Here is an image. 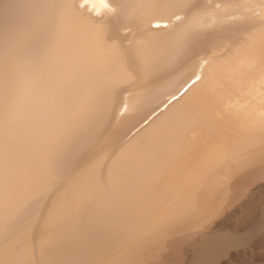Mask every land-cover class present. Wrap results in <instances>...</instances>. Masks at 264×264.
<instances>
[{"label":"bare ground","instance_id":"1","mask_svg":"<svg viewBox=\"0 0 264 264\" xmlns=\"http://www.w3.org/2000/svg\"><path fill=\"white\" fill-rule=\"evenodd\" d=\"M189 2L0 0V264H264V28L129 138L189 66L195 15L152 26Z\"/></svg>","mask_w":264,"mask_h":264},{"label":"rangeland","instance_id":"2","mask_svg":"<svg viewBox=\"0 0 264 264\" xmlns=\"http://www.w3.org/2000/svg\"><path fill=\"white\" fill-rule=\"evenodd\" d=\"M191 2H189V5H188V8L190 9H185V11L183 10V12H177L178 10H176L175 12V14H174V17L171 15V17H170V19L168 20L169 22H162V23H160V22H157V24L156 23H153L152 24V26L154 27V28H157V29H161V28H163L164 30H163V33L164 34H162V35H165V33H166V36H171V35H173L175 32H177V30H178V28L180 27H182L181 28V30H178V31H182V29H183V31L185 32H188L190 29V26H192V25H190L189 26V21H190V24H191V22L193 21V17H194V15H195V22L193 23L192 22V24H193V26L191 27V30H193V32L192 31H189L188 33H185V34H189V35H193V37H196V39L197 40H195V45H196V48H195V50L194 51H192V53H191V55L189 56V58H188V60L186 61V65L188 64L189 66H190V68L191 67H193V68H195L196 66L195 65H197V66H199V67H196L197 69V71L200 73V76H199V73L197 72V71H194L195 69H192L191 68V70H190V68H189V66H183V67H185L184 69H183V74H180V75H178V77L177 78H179V79H181L180 80V84H179V79H176L177 80V82L176 83H178V85L176 84V86L175 87H173V88H171V90H170V92H169V90L167 91V93H166V95H165V97H163V100L162 101H160L159 102V104L156 106V107H150V110H151V108H152V110L150 111L149 110V108H147V110L146 109H144V108H140V109H142L141 111H139L140 109L138 108V110H137V108L135 109V108H132L133 109V112L132 111H130V110H132V109H127L126 111L127 112H129V113H137L138 114V123L137 124H133L132 126H131V134L129 135V138H130V136H133V134H135L136 132H137V130L139 131L140 130V128H143L144 126H146V124H148L149 122H150V120L153 118V117H155L161 110H163L165 107H167L170 103H172V101H174L176 98L175 97H177L178 95H183V94H185L187 91L186 90H189L191 87H192V85H194L198 80H200L201 78H202V76H203V74H205V66L208 64V62H207V58H209V57H214V56H222V55H224V54H227V53H230V51H233L234 49H236L237 47H239L241 44H242V42L243 43H245L246 42V40H247V38L249 37V36H251L252 35V33L254 34V33H257L258 31H260L261 30V28L263 29L264 28V22H263V18H264V13L262 12V15L260 14V13H258L257 11H256V9L255 8H257L258 10L259 9H261V11H263L264 10V6L263 5H261V4H264V0H249L250 2H247L248 0H241V1H239V0H190ZM243 1H245V2H243ZM255 1L257 2V3H255ZM260 1H262L261 3H260ZM196 2V3H195ZM247 2V4L249 3V6H245V4H243V3H246ZM259 2V3H258ZM191 3V4H190ZM238 3H240V4H238ZM242 3V4H241ZM256 5H254V4ZM193 4L195 5V6H193ZM246 4V5H247ZM251 4V5H250ZM255 6H253V5ZM259 4L261 5V7L259 6ZM242 7H241V6ZM244 6V7H243ZM191 7V8H190ZM193 7V8H192ZM239 7V8H238ZM246 7V8H245ZM258 7H260V8H258ZM262 7H263V9H262ZM242 8V9H241ZM245 10H244V9ZM208 9V10H207ZM213 9V10H212ZM247 9V10H246ZM206 10V11H205ZM250 10V11H249ZM254 12H253V11ZM203 11V13H201ZM238 11V12H237ZM243 11H245V12H243ZM185 12V13H184ZM206 12V13H205ZM212 12V15L210 14H208V13H211ZM250 14H249V13ZM174 13V12H173ZM205 13V16L207 17V18H204V15H202V14H204ZM237 13V14H236ZM240 13V14H239ZM248 13V14H247ZM252 13L253 14H255V17L257 16V18H255V17H253L252 16ZM257 13H258V15H259V17L261 18L259 21L257 20L258 19V15H257ZM208 14V15H207ZM245 14V15H244ZM197 15H198V17H197ZM240 15V16H239ZM248 15H250L251 17H249ZM193 16V17H192ZM202 17L201 19H200V17ZM208 16H210V17H208ZM212 16V17H211ZM242 16V17H241ZM189 17H192V18H189ZM199 18L200 20H201V22H200V20L199 19H197V18ZM239 18V19H236V18ZM249 17V18H248ZM253 17V18H252ZM263 17V18H262ZM208 18H211V20L209 19V21H208ZM190 19V20H189ZM249 20V21H247V20ZM251 19V20H250ZM255 21H254V20ZM173 20V21H172ZM188 20V22H186ZM197 20H199V21H197ZM206 21V22H204V21ZM237 20H240V21H238V23L236 22ZM246 20V21H245ZM245 21V22H244ZM173 22V23H172ZM251 22H253V24L251 23ZM255 22V23H254ZM256 22H259L258 23V25H257V23ZM262 22V23H261ZM159 23V24H158ZM170 23V24H169ZM245 23V24H244ZM248 23V24H247ZM187 24H188V28H187ZM261 24H263V27H262V25ZM169 25H173V26H171V28L169 27ZM179 25V26H178ZM181 25V26H180ZM186 26V28H185V30H184V28H183V26ZM235 25V26H234ZM246 25H247V27H246ZM248 25H249V27H248ZM253 25V26H252ZM257 26V27H259L260 28V30H259V28H257V27H255V26ZM259 25H261V26H259ZM176 26H178L177 27V30H176ZM237 26V27H236ZM243 27V28H242ZM255 28V30H254V28ZM169 28L171 29V31H174V29H175V31H174V33L173 32H171L170 34H169ZM229 28H231V30L229 29ZM234 28V29H233ZM242 28V29H241ZM245 28V32H243V29ZM187 29V30H186ZM198 29V30H197ZM241 29V30H240ZM247 29V30H246ZM162 30V29H161ZM237 30H238V32H237ZM252 30V31H251ZM123 31H126V32H123ZM133 32L132 34H135V36L137 35V33H138V30H132V28H126V29H124V30H122V32L123 33H127V32ZM183 31L181 32V33H183ZM196 33H195V32ZM197 31H199V32H197ZM222 31H224L223 33H221ZM237 33H236V32ZM241 31V32H240ZM248 31V32H247ZM254 31H256V32H254ZM168 32V33H167ZM192 32V33H191ZM212 32V33H211ZM227 32V33H226ZM162 33V32H161ZM247 33V34H246ZM207 34H208V36H207ZM213 34V35H212ZM244 34V35H243ZM251 34V35H250ZM203 35V36H202ZM226 35V36H225ZM248 37H247V36ZM212 36H214V37H212ZM217 38H216V37ZM244 36V37H243ZM241 37H243V38H241ZM246 37V38H245ZM242 39H244V41H242V42H238V41H240V40H242ZM223 40H225L224 41V43H223ZM203 42V43H202ZM207 42V43H206ZM234 42V43H233ZM221 43V44H220ZM231 43V44H230ZM239 43V44H238ZM241 43V44H240ZM205 44H206V46H205ZM224 45L223 47L221 46V45ZM227 46H226V45ZM221 46V48H220V46ZM229 46V47H228ZM212 47V48H211ZM231 47V48H230ZM235 47V48H234ZM223 48V49H222ZM234 48V49H233ZM213 49H215V50H219L216 54L214 53V52H209V51H215V50H213ZM222 49V50H221ZM202 50V51H201ZM225 50V51H224ZM222 51H224V52H222ZM222 52V53H221ZM207 53V54H206ZM214 54V55H213ZM220 54V55H219ZM206 56V57H205ZM208 56V57H207ZM203 57H205V58H203ZM205 60H206V64H202V62L203 63H205ZM190 62V63H189ZM198 63V64H197ZM202 65H204V66H202V68H201V66ZM188 67V68H187ZM186 69V70H185ZM205 69V70H204ZM189 70V71H188ZM201 70L203 71V73H201ZM188 71V72H187ZM184 72H186V73H184ZM187 74V76H185V75ZM183 76V78H182V76ZM197 75L199 76V77H197ZM180 76V77H179ZM201 77V78H200ZM197 78H198V80H197ZM181 81H183V82H181ZM193 81V82H192ZM192 83V84H191ZM191 84V85H190ZM191 86V87H190ZM190 87V88H189ZM189 88V89H188ZM182 92V93H181ZM180 93V94H179ZM135 109V110H134ZM129 110V111H128ZM134 111H136V112H134ZM143 111V112H142ZM149 111V112H148ZM140 114V115H139ZM144 115V116H143ZM141 116V117H140ZM145 117V118H144ZM134 127V128H133ZM134 129V130H133ZM128 139V138H127ZM100 144V143H99ZM99 144H97V145H95V147L93 148V146L94 145H92L91 147L92 148H87V149H85V151H86V153H85V151L83 152H81L79 155H81L82 154V156H79V159H77V160H83L84 159V157H87V156H89V155H94L95 153L96 154H98V153H100L99 152V150L101 149L100 148V145ZM97 146V147H96ZM116 147V146H115ZM114 147V148H115ZM89 149V150H88ZM97 149V150H96ZM95 153H94V152ZM96 151H98V153L96 152ZM116 153V151L114 152H112V156H114V154ZM95 154V155H96ZM84 155V156H83ZM111 155L109 156V157H111ZM78 158V157H77ZM257 183H259L258 181H257ZM243 198V197H242ZM240 200H242L241 198H240ZM239 205H240V203H238V207H239ZM237 207V208H238ZM239 209V208H238ZM238 209H237V211H238ZM239 212V211H238ZM237 212V213H238ZM222 216V215H221ZM240 216V217H239ZM238 216V220L239 219H242V214L241 215H239ZM248 216H250V215H248ZM218 218V217H217ZM227 219V218H226ZM223 220V219H222ZM160 257V256H159ZM161 257H162V255H161ZM163 257H164V255H163ZM165 257H166V255H165ZM168 257V256H167ZM167 257H166V260H167ZM169 258V257H168ZM235 264V263H234ZM237 264V263H236Z\"/></svg>","mask_w":264,"mask_h":264}]
</instances>
